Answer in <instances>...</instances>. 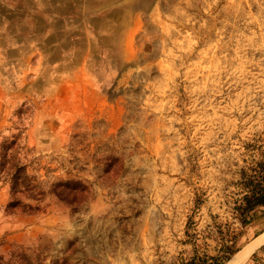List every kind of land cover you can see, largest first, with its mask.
I'll return each instance as SVG.
<instances>
[{
  "label": "rangeland",
  "instance_id": "obj_1",
  "mask_svg": "<svg viewBox=\"0 0 264 264\" xmlns=\"http://www.w3.org/2000/svg\"><path fill=\"white\" fill-rule=\"evenodd\" d=\"M4 1L0 146L15 141L43 195L39 212L22 213L34 202L19 195L10 214L0 180L5 264L16 253L31 264H179L216 255L221 230L243 232L238 253L264 236L263 207L243 230L232 216L241 171L264 160V0L115 5L113 34L91 37L102 50L84 64L94 91L72 77L84 37L62 61L49 47L61 34L31 36L26 5ZM72 181L85 187L73 201L51 195ZM245 264H264V243Z\"/></svg>",
  "mask_w": 264,
  "mask_h": 264
},
{
  "label": "trees",
  "instance_id": "obj_2",
  "mask_svg": "<svg viewBox=\"0 0 264 264\" xmlns=\"http://www.w3.org/2000/svg\"><path fill=\"white\" fill-rule=\"evenodd\" d=\"M16 143L3 142L0 146V180L9 185L10 201L6 206V211L13 214L19 206V195L27 196L34 204L22 205L21 212L24 214H35L40 211L39 204L43 195L35 194V187L32 186V177L26 172L25 166H19L15 162ZM251 175L246 171H241V183L244 194L235 202L232 208V216L239 223L241 230L252 221V213L258 208H264V160L256 163V167L251 169ZM51 190V195L61 202L70 203L74 199L75 193H83L85 187L79 182L56 183ZM220 228V227H219ZM218 228V229H219ZM229 229V226H227ZM242 231L234 234L231 231H219V241L216 243L217 253L214 256L198 257L196 254L190 259L179 264H228L229 261L239 252L238 241L242 237ZM17 264H31L23 254H12ZM0 264L4 263V258L0 257Z\"/></svg>",
  "mask_w": 264,
  "mask_h": 264
},
{
  "label": "crops",
  "instance_id": "obj_3",
  "mask_svg": "<svg viewBox=\"0 0 264 264\" xmlns=\"http://www.w3.org/2000/svg\"><path fill=\"white\" fill-rule=\"evenodd\" d=\"M5 0L4 2H6ZM25 4V19L32 28L28 33L31 36H42L46 38L50 35L61 34V40L56 45L49 46L60 54V59L65 61L73 53H78L80 49L81 37H84V52L81 54V64L72 77L85 81L87 90H92L97 86V80L88 69L85 70V60L88 59L92 49L102 50L101 47L94 48L91 37L97 38L100 35L113 34V23L109 20L113 16L109 14L115 5H126L133 0H18ZM13 3L12 0L9 1ZM140 11H136L133 16V24L138 26ZM42 25V28L38 30ZM131 25L128 24V33ZM10 34L20 32H9ZM131 33H137L134 29ZM65 42L68 46H65ZM83 43V41H82ZM44 53L43 48H38ZM96 84V85H94Z\"/></svg>",
  "mask_w": 264,
  "mask_h": 264
},
{
  "label": "bare ground",
  "instance_id": "obj_4",
  "mask_svg": "<svg viewBox=\"0 0 264 264\" xmlns=\"http://www.w3.org/2000/svg\"><path fill=\"white\" fill-rule=\"evenodd\" d=\"M264 243V236L254 241L252 244L246 246L242 252L235 255L229 264H245L250 255L255 251V249Z\"/></svg>",
  "mask_w": 264,
  "mask_h": 264
}]
</instances>
